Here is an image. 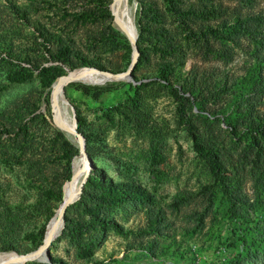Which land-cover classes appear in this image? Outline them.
I'll return each mask as SVG.
<instances>
[{
    "label": "rangeland",
    "instance_id": "1",
    "mask_svg": "<svg viewBox=\"0 0 264 264\" xmlns=\"http://www.w3.org/2000/svg\"><path fill=\"white\" fill-rule=\"evenodd\" d=\"M139 1L147 30L135 77L63 89L102 177L148 198L97 208L119 233L95 223L78 197L65 214L82 224L79 238L60 231L53 261L21 264H264V0ZM110 3L0 0V253L41 245L72 175L55 137L52 83L84 67L127 70L130 42ZM62 57V75L43 89L41 67ZM15 72L24 79L11 80Z\"/></svg>",
    "mask_w": 264,
    "mask_h": 264
},
{
    "label": "trees",
    "instance_id": "2",
    "mask_svg": "<svg viewBox=\"0 0 264 264\" xmlns=\"http://www.w3.org/2000/svg\"><path fill=\"white\" fill-rule=\"evenodd\" d=\"M104 14L106 17L111 18V13L110 11L105 8L104 9ZM138 15V13H137ZM146 16V7L144 4L141 6V14L139 16V23L141 25L140 31H138L137 38L135 40V43L139 38L143 39L145 32L147 30L146 26L144 23H142V19ZM137 20V19H136ZM136 27L137 26V21H136ZM140 33V34H139ZM129 46L127 47V58H128V65L131 62V53H132V46L128 44ZM139 56L137 58V62L134 66V68L139 64V62L142 59V51L139 48ZM66 58H60L58 60V64H54L49 66V68L42 66L41 67V83H42V88L44 89L47 85L49 86L50 83H52L59 75L61 74V69L62 66L65 64ZM52 62H55L54 59H51ZM42 65V64H41ZM91 66V64L87 61H83L81 66ZM80 66V67H81ZM77 66H72L70 69H74ZM52 70V71H50ZM13 69H11V72ZM15 71V70H14ZM10 72V71H9ZM47 72V73H46ZM14 75V73H13ZM16 76H11V80H22L25 77V73L23 72H15ZM131 75L135 77L134 74V69L131 72ZM42 89V91H43ZM83 89H86L83 87ZM171 94L174 96L175 100L178 102L179 107H182V97L179 95L178 90L174 87L169 88ZM77 117V122H78V130L83 134L84 132L82 131V126H83V120L81 117L76 113ZM44 123H47V121L44 119ZM87 137V155L89 159L92 161L93 168L90 170V173L87 176L86 181L83 183L81 192L79 194L80 198L79 200L76 201L77 204L88 208V212L90 213L91 217L95 219V223H98L100 227L106 229V228H111L112 230L119 232V233H126L127 231L124 230L123 226L117 222L111 221V220H106L105 218H100L96 216L97 213L95 211L97 210L98 207L104 204H111V205H121L123 203H126L128 201H134V200H143L148 198V194L145 193L143 190H141L139 187L133 186V185H126L122 183H115L110 180H107L106 178L102 177V173L100 170L95 168V156L96 152L93 148L92 145V136L90 134H83ZM55 137L56 138H61L63 139V142L65 146H67V150L69 153L66 151L63 156L72 160L73 157L77 154H79L77 148L69 142V140H66L63 136L62 132L56 131L55 132ZM198 151L202 154H205L203 150H201V145H197ZM215 156L211 157V163L215 165ZM71 177V173L68 174L67 178ZM58 200L59 203L62 201L61 199V190L58 193ZM58 203V204H59ZM58 206V205H57ZM68 205L65 208V211L67 209ZM51 218V215L49 216L48 220ZM64 219L65 223L63 228L61 229V234L64 236H70L71 238L77 237L79 238V234L82 231V224H77L76 222H73L68 215L65 214L64 212ZM45 231V230H44ZM44 237V234H43ZM42 237V241H43ZM77 238V239H78ZM41 241V244H42ZM91 242L84 243L83 244V249H89L91 247ZM11 250V249H5L4 251ZM50 259L53 261V258L51 257L50 254ZM49 259V261H50Z\"/></svg>",
    "mask_w": 264,
    "mask_h": 264
},
{
    "label": "bare ground",
    "instance_id": "3",
    "mask_svg": "<svg viewBox=\"0 0 264 264\" xmlns=\"http://www.w3.org/2000/svg\"><path fill=\"white\" fill-rule=\"evenodd\" d=\"M109 7L114 17L115 25L127 36L132 46L137 37L132 23L133 6L128 2V0H111ZM68 76L70 80L69 82L81 81L89 84L103 83L104 81H113L115 79H127L126 71L118 74H112L93 67L76 69L71 71ZM67 83L63 77H59L51 85L52 122L77 145L79 148V154L72 161V175L67 181L62 202L47 223L45 238L43 243L37 248L36 259L42 258L45 247H47V245L49 246V244L61 231L63 227L61 222L62 214L64 213L66 206L74 202L79 197L86 177L84 160L80 158V150L84 148V139L76 134L70 116V111L64 106L62 100L61 89H63ZM21 259L22 257L19 253L12 251L0 253V264H21L23 263L21 262Z\"/></svg>",
    "mask_w": 264,
    "mask_h": 264
},
{
    "label": "water",
    "instance_id": "4",
    "mask_svg": "<svg viewBox=\"0 0 264 264\" xmlns=\"http://www.w3.org/2000/svg\"><path fill=\"white\" fill-rule=\"evenodd\" d=\"M137 7H138V16H137V26H138V31H140V23H139V16L141 14V2L139 0H134ZM134 55V57H133ZM139 56V51L137 48L136 43L132 44V53H131V62L129 63L126 73H127V79L130 80L132 79V75L131 72L137 62V58ZM112 73V72H110ZM69 74L63 75L62 77L65 79V82H69ZM61 94H62V100H63V104L64 106L70 111V116L72 119V123L74 125L76 134L79 135L80 137H82L84 139V148L82 150H80V158H82L84 160V164H85V169H86V177H85V181L87 179L88 174L90 173V170L93 168V164L92 161L89 159L88 155H87V137L85 135H83L79 130H78V122H77V117H76V113H75V109L73 107V105L71 103H69L65 97L64 94V89H61ZM65 136V135H64ZM68 140V139H67ZM73 144V143H72ZM74 145V144H73ZM75 146V145H74ZM76 147V146H75ZM77 148V147H76ZM78 150V148H77ZM79 152V150H78ZM73 160V159H72ZM63 188V185H62ZM63 192V190H62ZM81 192V191H80ZM80 198V196H79ZM76 201V200H75ZM67 204V203H66ZM66 206V205H65ZM65 212V211H64ZM61 222H62V226H64V213L62 214L61 217ZM12 250V249H11ZM13 252L17 253L16 251L12 250ZM36 250H32L30 252H27L25 254H19L21 255L22 259L21 262L26 263L28 261H36ZM44 259L49 260L50 259V249L47 245V247H45L44 249V255H43Z\"/></svg>",
    "mask_w": 264,
    "mask_h": 264
}]
</instances>
